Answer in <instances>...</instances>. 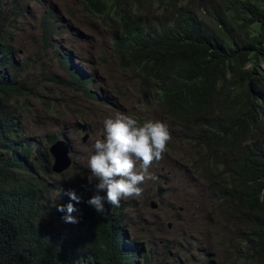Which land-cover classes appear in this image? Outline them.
<instances>
[{
  "label": "trees",
  "instance_id": "16d2710c",
  "mask_svg": "<svg viewBox=\"0 0 264 264\" xmlns=\"http://www.w3.org/2000/svg\"><path fill=\"white\" fill-rule=\"evenodd\" d=\"M78 2L108 31L112 56L140 93L182 129L216 215L231 227L221 242L229 260L264 264V0ZM32 3L39 0H0V264H148L128 252L112 206L103 200L100 214L88 204L102 195L87 175L54 174L49 148L25 142V100L44 102L14 44ZM50 13L41 17L44 48L57 33ZM58 61L69 75L63 88L99 99L71 56ZM68 174L77 191L51 181ZM69 204L76 224L63 219Z\"/></svg>",
  "mask_w": 264,
  "mask_h": 264
},
{
  "label": "rangeland",
  "instance_id": "374dc122",
  "mask_svg": "<svg viewBox=\"0 0 264 264\" xmlns=\"http://www.w3.org/2000/svg\"><path fill=\"white\" fill-rule=\"evenodd\" d=\"M48 12L57 33L44 48L41 17ZM16 31L15 49L27 69L26 80L44 99L43 103L25 100L28 111L19 116L20 129L25 142L42 153L51 146L47 142L50 137L67 138L72 145L71 176H90L88 158L94 142L105 138V119L124 113L141 125L152 120L168 126L171 138L167 151L149 169L154 179L140 185V196L112 207L122 220L128 252L138 254L139 260L146 259L148 264H241L229 260L231 250L221 245L230 238L231 227L217 217V204L208 197L193 154L183 142L182 129L140 93L136 76L120 68L111 54L108 31L83 13L78 0L32 3ZM60 55L71 56L77 70L93 78L91 88L98 100L81 99L63 88L69 75L59 67ZM69 174L53 176L51 181L59 188L65 184L77 191ZM92 182L95 186L98 183ZM98 192L107 201L106 192Z\"/></svg>",
  "mask_w": 264,
  "mask_h": 264
},
{
  "label": "clouds",
  "instance_id": "9594fccd",
  "mask_svg": "<svg viewBox=\"0 0 264 264\" xmlns=\"http://www.w3.org/2000/svg\"><path fill=\"white\" fill-rule=\"evenodd\" d=\"M105 138L93 144L94 154L89 155L87 168L89 182L97 181V190L106 192L107 203L120 207L121 200L142 194L141 184L154 177L149 169L154 162L163 159L170 141L168 126L161 121H145L142 125L132 116L117 113L114 118L104 120ZM139 165V167H137ZM72 199L80 202L74 193ZM264 196V193L261 194ZM104 197L99 195L88 201L100 214L104 213ZM64 212V206L57 209ZM77 209L69 204L66 223L76 224L71 215Z\"/></svg>",
  "mask_w": 264,
  "mask_h": 264
},
{
  "label": "water",
  "instance_id": "95a60500",
  "mask_svg": "<svg viewBox=\"0 0 264 264\" xmlns=\"http://www.w3.org/2000/svg\"><path fill=\"white\" fill-rule=\"evenodd\" d=\"M88 134L83 137V142H86ZM72 145L67 138L58 140L49 147V153L52 157V172L56 175H61L69 171L73 165L71 158ZM94 154V151L92 152ZM153 208L156 204L151 202Z\"/></svg>",
  "mask_w": 264,
  "mask_h": 264
}]
</instances>
